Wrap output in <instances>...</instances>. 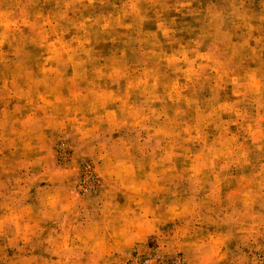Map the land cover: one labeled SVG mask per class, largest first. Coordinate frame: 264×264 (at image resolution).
Listing matches in <instances>:
<instances>
[{"label": "clouds", "instance_id": "obj_1", "mask_svg": "<svg viewBox=\"0 0 264 264\" xmlns=\"http://www.w3.org/2000/svg\"><path fill=\"white\" fill-rule=\"evenodd\" d=\"M149 244L264 264V0H0V264Z\"/></svg>", "mask_w": 264, "mask_h": 264}, {"label": "rangeland", "instance_id": "obj_2", "mask_svg": "<svg viewBox=\"0 0 264 264\" xmlns=\"http://www.w3.org/2000/svg\"><path fill=\"white\" fill-rule=\"evenodd\" d=\"M132 256L134 259L138 257V264H140L143 261L142 259L145 257L149 259V264H153V261H155V264H159V261L155 260L157 253L155 247L152 244L147 245L142 254L138 255L137 252L133 251ZM129 264H131V262H129Z\"/></svg>", "mask_w": 264, "mask_h": 264}, {"label": "built area", "instance_id": "obj_3", "mask_svg": "<svg viewBox=\"0 0 264 264\" xmlns=\"http://www.w3.org/2000/svg\"><path fill=\"white\" fill-rule=\"evenodd\" d=\"M143 261L140 263V264H149L148 263V261H149V259L148 258H144V259H142Z\"/></svg>", "mask_w": 264, "mask_h": 264}]
</instances>
